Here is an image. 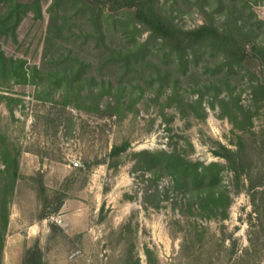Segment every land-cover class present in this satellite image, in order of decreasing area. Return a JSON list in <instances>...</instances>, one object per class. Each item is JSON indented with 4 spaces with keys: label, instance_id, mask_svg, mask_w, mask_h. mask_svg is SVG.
<instances>
[{
    "label": "rangeland",
    "instance_id": "374dc122",
    "mask_svg": "<svg viewBox=\"0 0 264 264\" xmlns=\"http://www.w3.org/2000/svg\"><path fill=\"white\" fill-rule=\"evenodd\" d=\"M158 1L180 29L203 23L201 7L220 23L214 0ZM253 1L260 24L250 40L264 43V0ZM38 2L39 14L32 9L13 33L0 31V61L20 62L30 74L72 51L87 63L86 76L80 94L68 96L63 84L44 77L6 83L0 64V146L5 140L20 151L0 264H23L35 244L44 264H264V68L249 60L222 82L223 72L216 71L221 53L195 54L180 67L149 52L126 68L122 54L142 44L147 32H132L127 45L110 29L98 47L67 38L68 31L92 29L75 19L63 25L64 37L48 40L52 0ZM3 14L0 1V19ZM67 14L73 10L61 6L53 18L60 24ZM107 48L117 51L116 58L108 59ZM249 81L263 88L254 93ZM247 109L253 118L243 136L238 121ZM121 144L127 150L108 157ZM221 146L239 150V182L215 155ZM141 150L176 151L193 163L223 166L216 191L228 193L227 216L198 210V191L189 180L176 185L162 167L155 180L136 167L133 153ZM3 159L1 150L0 169ZM246 177L262 186L250 191ZM60 195V208L40 219Z\"/></svg>",
    "mask_w": 264,
    "mask_h": 264
},
{
    "label": "trees",
    "instance_id": "16d2710c",
    "mask_svg": "<svg viewBox=\"0 0 264 264\" xmlns=\"http://www.w3.org/2000/svg\"><path fill=\"white\" fill-rule=\"evenodd\" d=\"M0 1L4 5V14L0 19V31H4V34L14 32L21 15L32 9L35 10V14H39L38 0H32L33 2L29 3L20 2L19 0ZM259 1L254 0L253 2L257 3ZM214 2L217 4V11L220 16L218 25L213 22L212 13L201 7L204 15L203 23L193 29L183 30L162 13L158 0H52L47 9L48 13L52 15L48 27V40L55 39L54 35L56 34L57 37H64L63 30H65V27L63 25L71 20L81 19L90 23L92 29L87 32H80L77 35L68 31L67 38L77 37L84 41L91 40L98 47L104 45L110 29L116 31L127 45L133 37L132 32L145 31L148 33L142 44L134 50L122 54L121 60L126 68L128 65L143 59L146 52L160 57L163 61L176 63L180 67H183L187 62H191V58L195 54L209 53L213 56L215 53H221V61L217 64L216 71L221 70L223 72L224 79H221L222 82H225V77L228 74L234 69L240 68L246 61H257L259 66L264 68V43L250 40L260 24L254 19L256 16L251 8V0H214ZM61 6L72 9L73 14L70 16L65 15L62 22L57 24L53 15L58 13ZM153 45L157 48L154 49ZM107 49L109 52L108 59L116 58L117 51L112 48ZM19 63L14 65L12 59L0 61L1 66L6 70V83L14 79H22L25 82L28 77L32 80L36 77H44L54 84H63L67 95L70 92L73 96H77L81 92L80 84L83 76H86L87 63L74 56L72 51L59 53L56 57H52L49 59L47 66L43 65L41 68L34 66L30 74ZM247 84L254 93L263 88V84L259 82L249 81ZM89 92L92 93V91ZM4 99L9 100V97L4 95ZM197 103L200 104V99ZM252 116L250 110L247 109L246 115H243L241 121H238V124H240L238 128H240L243 136L250 132L245 124L252 120ZM236 123H233L235 127L237 126ZM1 150L4 159L3 169H0V180H3V183H0V261L8 224V204L16 182L20 177V151L9 145V143L7 144L5 140L4 148L0 146V154ZM126 150L127 144L115 145L109 152L108 157L115 158ZM221 150L220 153H215V155L225 160L227 167L232 172L233 179L239 182L241 179L240 172L243 168L242 160H237L239 150L233 151L224 146H221ZM133 155L138 157L136 167L150 171L155 180L157 177L154 171L160 167L173 176L176 185L179 184L178 181L185 182L189 180L194 190L198 191V210L208 209L213 218H225L227 216L228 193L226 190L219 189L216 191L220 182V170L223 167L219 163L208 165L193 163L176 151L168 153L166 151L141 150L133 153ZM246 178L250 191H255L262 186L261 181L257 183L259 185H255L249 177ZM56 199L55 207L44 213L40 219L46 218L50 212H56L60 208L63 196L60 195ZM219 205H222L221 209L217 208ZM149 253L150 251L146 249V254L149 255ZM23 264H44L42 252L37 244L27 249ZM135 264H138V262Z\"/></svg>",
    "mask_w": 264,
    "mask_h": 264
}]
</instances>
